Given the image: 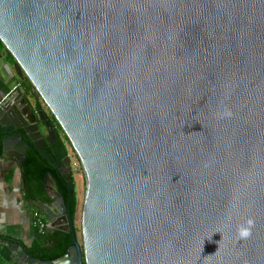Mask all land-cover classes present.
I'll list each match as a JSON object with an SVG mask.
<instances>
[{"label":"water","instance_id":"95a60500","mask_svg":"<svg viewBox=\"0 0 264 264\" xmlns=\"http://www.w3.org/2000/svg\"><path fill=\"white\" fill-rule=\"evenodd\" d=\"M0 41L86 179L82 241L57 193L73 245L17 264H264V0H0ZM15 92L0 128L71 175Z\"/></svg>","mask_w":264,"mask_h":264},{"label":"crops","instance_id":"0c3cea01","mask_svg":"<svg viewBox=\"0 0 264 264\" xmlns=\"http://www.w3.org/2000/svg\"><path fill=\"white\" fill-rule=\"evenodd\" d=\"M0 52L2 54L0 57V102L14 91L17 93L21 92L22 97L28 99V103L34 112L38 111L37 104L39 102L42 105L44 115L49 119L51 115L45 111L41 97L37 98L33 95H26L21 89V81L26 76L20 69L16 59L1 44ZM3 121L6 125L10 124L5 129L3 128L5 131L15 129L14 122H9L5 118H3ZM20 131L23 130L21 129ZM42 131L44 133L43 137H48L51 142L56 140L55 129L51 131H44L42 129ZM15 135H18V132L13 131L4 139L2 142V154L0 156V264H17L19 263V257L21 258L20 255H16L3 242L4 240L11 241L14 245H19L29 255L28 249L49 244V232L65 229L64 227L56 230H50L48 228L42 231L40 228L38 219H41L47 224H51L52 217L57 212H60L59 199L57 198L59 191L53 177L49 175L45 178L42 192H39L36 188H28L24 177V169L22 168L23 175L20 171V163L26 157L27 144L22 136L23 143L19 142L16 137L8 140L9 137ZM68 146L69 144L67 145L69 155L72 152ZM23 178L25 183L23 182ZM76 193L78 197V208L75 224H77L80 203V188L77 185ZM27 264L36 263L30 262Z\"/></svg>","mask_w":264,"mask_h":264},{"label":"trees","instance_id":"16d2710c","mask_svg":"<svg viewBox=\"0 0 264 264\" xmlns=\"http://www.w3.org/2000/svg\"><path fill=\"white\" fill-rule=\"evenodd\" d=\"M0 44L3 45L1 41ZM21 89L26 95H33L37 98L40 97L32 83L26 77L21 81ZM37 107L38 110H42V105L39 102ZM45 121L55 129L56 134V140L53 144L48 145L46 151L52 153L56 159L62 161L68 154L67 145L70 144V141L66 134L62 132L60 124L52 114L50 118ZM18 133L26 140L27 144L23 169L28 188H36L39 192H42L45 178L48 175L52 176L59 193L64 198L67 214L69 218L75 222L78 208V197L76 193V184L73 179V172L71 175L62 174L59 166L53 165L50 160L46 159L34 143L26 136L24 131ZM61 133L64 134V137L61 136ZM8 136L9 135L5 133L4 129H0V156L2 154V142ZM75 231L77 232L76 226ZM73 241L72 233H68L65 229L52 231L48 233V245L30 248L28 249V253L31 257L43 261H53L65 255L68 249L73 245Z\"/></svg>","mask_w":264,"mask_h":264},{"label":"rangeland","instance_id":"374dc122","mask_svg":"<svg viewBox=\"0 0 264 264\" xmlns=\"http://www.w3.org/2000/svg\"><path fill=\"white\" fill-rule=\"evenodd\" d=\"M3 47H4V45H3ZM42 103H43V107H44L45 111L51 115V111H50V109L48 108V106L46 105V103L44 102L43 99H42ZM62 132L65 134L63 129H62ZM64 134H62V136ZM68 147L70 148V151L74 154V157L78 158V155L75 152V150L73 149L71 143L69 144ZM72 172H73V179L75 181V184L77 186H79V188H80V194H79L80 203H79V210H78V215H77V224H75V226L77 227L78 239L81 242L82 241V212H83V203H84V197H85V192H86V179H85V173H84L83 170H79V169L78 170H73L72 169Z\"/></svg>","mask_w":264,"mask_h":264},{"label":"built area","instance_id":"2783aa9c","mask_svg":"<svg viewBox=\"0 0 264 264\" xmlns=\"http://www.w3.org/2000/svg\"><path fill=\"white\" fill-rule=\"evenodd\" d=\"M69 157L71 159V169H73V170H78L79 169V170H83L84 171L82 163H81L79 158L74 157L73 153L69 154ZM38 223H39V226L42 229V231H45L46 229L50 228V224L45 223L41 219H38Z\"/></svg>","mask_w":264,"mask_h":264},{"label":"flooded vegetation","instance_id":"af4514ba","mask_svg":"<svg viewBox=\"0 0 264 264\" xmlns=\"http://www.w3.org/2000/svg\"><path fill=\"white\" fill-rule=\"evenodd\" d=\"M38 123H39L41 129H43L44 131H45V130H46V131H47V130H48V131L53 130V128H52V127L49 125V123L46 122V121L43 122V121H40V120H39ZM45 140H48V142H49V143L46 145V148H48V145L54 143V141L51 142V141L48 139V137H46V138L44 137V141H45ZM45 142H46V141H45ZM45 142H44V143H45ZM61 165H62V164H61Z\"/></svg>","mask_w":264,"mask_h":264},{"label":"clouds","instance_id":"9594fccd","mask_svg":"<svg viewBox=\"0 0 264 264\" xmlns=\"http://www.w3.org/2000/svg\"><path fill=\"white\" fill-rule=\"evenodd\" d=\"M249 223H251L250 221H249ZM245 235L247 234V233H244Z\"/></svg>","mask_w":264,"mask_h":264}]
</instances>
